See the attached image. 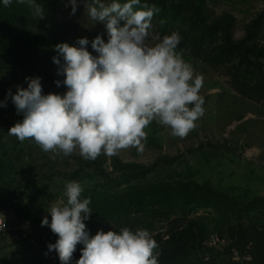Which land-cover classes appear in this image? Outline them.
I'll return each mask as SVG.
<instances>
[{
    "label": "rangeland",
    "instance_id": "rangeland-1",
    "mask_svg": "<svg viewBox=\"0 0 264 264\" xmlns=\"http://www.w3.org/2000/svg\"><path fill=\"white\" fill-rule=\"evenodd\" d=\"M152 1L141 0L155 5ZM158 1L165 9L154 14L151 31L161 38L173 32L181 37L184 59L203 77V115L184 138L153 121L145 129L143 153L128 148L93 161L83 159L78 149L53 159L54 153L44 152L35 142L8 135L23 114L7 94L9 89L15 94L18 85L26 88L25 77H40L45 95L65 94L67 87L56 85L65 77L57 75L54 46L80 47L78 40L87 38V50L97 56L91 41L101 35L107 42L106 21L88 17L85 5L93 0H77L75 14L68 0H36L45 10L42 19L26 4L13 0L4 7L0 0V101L6 103L0 107V212L8 223L6 233L0 234V264H61L58 253L48 250L58 236L41 221L47 216L51 222L47 210L52 203L66 201L70 181L82 184V199L91 197L93 212L84 221L90 235L128 227L147 229L155 239L170 221L180 218L200 227L207 245L227 263L252 260L248 245L236 248L234 231L239 224L244 229L264 225V60L248 70L238 62H217L216 49L227 39L264 47V0ZM177 5L180 12L174 15ZM193 8L201 13L195 18L199 23L215 28L216 42L199 44L197 29L186 23ZM159 202L167 205L163 219L156 213ZM134 207L141 212L132 227L122 213ZM83 247L76 246L71 264Z\"/></svg>",
    "mask_w": 264,
    "mask_h": 264
},
{
    "label": "clouds",
    "instance_id": "clouds-1",
    "mask_svg": "<svg viewBox=\"0 0 264 264\" xmlns=\"http://www.w3.org/2000/svg\"><path fill=\"white\" fill-rule=\"evenodd\" d=\"M2 2L9 7L13 0ZM17 2L44 18V7L36 0ZM68 2L75 14L77 0ZM85 7L91 20L106 21L107 42L101 35L91 41L97 56L87 50V38L78 40L80 47L55 45L58 55L53 63L59 66L57 75L65 77L56 85L63 83L67 92L45 95L40 77H25L26 88L18 85L15 94L8 90L17 113L23 114L8 135L20 142H35L44 152L54 153L53 159L78 149L83 159L93 161L101 154L115 156L128 148L143 153L145 129L153 121L169 128L172 136L186 137L204 112L199 95L203 77L184 59L178 33L161 38L151 31L160 9L141 0L110 4L93 0ZM0 107L6 103L0 101ZM83 192L80 182H67L66 201L50 204L51 222L47 216L41 221V226L58 236L48 250L58 253L61 264H71L78 244L84 247L76 264H158L159 245L147 229L101 230L90 237L84 221L93 212L91 197L82 199ZM5 219L0 213V232L7 226Z\"/></svg>",
    "mask_w": 264,
    "mask_h": 264
},
{
    "label": "trees",
    "instance_id": "trees-1",
    "mask_svg": "<svg viewBox=\"0 0 264 264\" xmlns=\"http://www.w3.org/2000/svg\"><path fill=\"white\" fill-rule=\"evenodd\" d=\"M117 2L124 3L126 0H117ZM152 2L162 8L160 10L165 9L162 1L154 0ZM180 8L177 5L173 9V14L177 15L180 12ZM193 10L194 13L186 17V23L189 27L197 29L196 38L199 44L216 42L217 34L215 28L199 23L195 18H198L201 13L196 8H193ZM195 14L197 15L195 16ZM225 22L230 24V21ZM216 50H218L216 55L217 62L225 64L238 62L248 70L256 66L261 60H264V47H249L245 42L235 43L232 39L223 41ZM167 165L170 166L168 163ZM155 206H157V217L160 219L165 218L166 203L159 202ZM140 212V208L134 207L124 211L122 214L123 216L126 215L125 218L128 220L129 226L133 227L132 223L137 220L134 217ZM243 227L240 224L235 227L234 235L238 240L236 248L242 250L245 248V244L248 245L251 250L252 260L245 263L232 261L227 263L214 251V248H210L207 245V236L200 227L189 220L173 219L169 222L167 231L155 238L159 245L158 251L160 252L158 264H264V225H251L247 226L246 229ZM92 236L90 235V237ZM244 237H247L245 243L242 241Z\"/></svg>",
    "mask_w": 264,
    "mask_h": 264
},
{
    "label": "built area",
    "instance_id": "built-area-1",
    "mask_svg": "<svg viewBox=\"0 0 264 264\" xmlns=\"http://www.w3.org/2000/svg\"><path fill=\"white\" fill-rule=\"evenodd\" d=\"M0 213H2V212H0ZM3 214V213H2ZM4 215V217H5V214H3ZM6 218V217H5ZM5 223H6V228L4 229V231H2V232H0V234H4V233H6V231H7V227H8V223H7V219H5Z\"/></svg>",
    "mask_w": 264,
    "mask_h": 264
}]
</instances>
